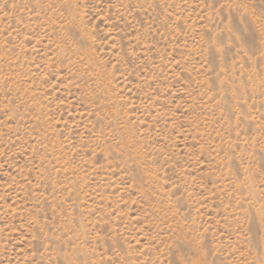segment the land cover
<instances>
[{
	"label": "rangeland",
	"instance_id": "obj_1",
	"mask_svg": "<svg viewBox=\"0 0 264 264\" xmlns=\"http://www.w3.org/2000/svg\"><path fill=\"white\" fill-rule=\"evenodd\" d=\"M0 264H264V0H0Z\"/></svg>",
	"mask_w": 264,
	"mask_h": 264
}]
</instances>
